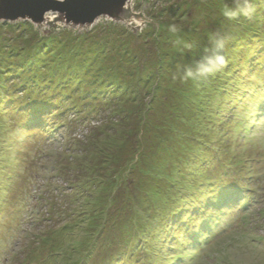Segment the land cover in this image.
<instances>
[{"label": "rangeland", "instance_id": "rangeland-1", "mask_svg": "<svg viewBox=\"0 0 264 264\" xmlns=\"http://www.w3.org/2000/svg\"><path fill=\"white\" fill-rule=\"evenodd\" d=\"M252 2V18L227 20L221 0H133L138 32L102 19L51 35L55 15L41 30L0 23V264H264V245L231 229L242 221L229 226L235 210L196 247L185 231L197 208L213 217L222 167L247 177L254 230L264 225V0ZM212 33L229 37L226 66L196 85L174 79ZM38 117L58 123L53 141ZM173 138L185 152L166 176L156 156Z\"/></svg>", "mask_w": 264, "mask_h": 264}, {"label": "water", "instance_id": "water-1", "mask_svg": "<svg viewBox=\"0 0 264 264\" xmlns=\"http://www.w3.org/2000/svg\"><path fill=\"white\" fill-rule=\"evenodd\" d=\"M133 0H0V23L28 22L40 30L48 23L50 15H55L53 24H60L58 30L79 28L89 31L96 27L102 19L106 23L125 24L132 30H140L143 23L133 21L129 4ZM148 21L145 22V25ZM37 28V29H38ZM138 32V31H137Z\"/></svg>", "mask_w": 264, "mask_h": 264}, {"label": "clouds", "instance_id": "clouds-1", "mask_svg": "<svg viewBox=\"0 0 264 264\" xmlns=\"http://www.w3.org/2000/svg\"><path fill=\"white\" fill-rule=\"evenodd\" d=\"M255 7L252 0H221L216 15L227 20L239 18H252L255 14ZM167 31L173 36H179L182 32L180 25L170 23L166 25ZM209 46L202 50L198 58L189 63L177 67L174 79H179L182 83L192 82L194 85L207 81L213 77L228 63L225 49L229 43V37L220 33L209 35ZM175 43L181 51L191 52L196 45L193 42L184 41L177 38Z\"/></svg>", "mask_w": 264, "mask_h": 264}, {"label": "trees", "instance_id": "trees-1", "mask_svg": "<svg viewBox=\"0 0 264 264\" xmlns=\"http://www.w3.org/2000/svg\"><path fill=\"white\" fill-rule=\"evenodd\" d=\"M151 20L154 21V22H158V21H155L154 19H151ZM8 24H12V23H8ZM14 24H20V23H14ZM155 24H157L156 29L161 30V28H162L161 23L158 22V23H155ZM107 25L120 26V25L112 24V23L107 24ZM32 26L35 28L34 25H32ZM84 35H85V33H84ZM138 36H141V35H138ZM159 67L160 66H158V69H159ZM55 123H56V121L53 120L52 125H47L45 120H41L39 117L37 119H35V125L37 127L40 126L41 130L45 129L44 133H45L47 139H49L51 137V133L54 130L59 128L58 127L59 126L58 123H56V125H55ZM164 147H165L164 149L162 148L161 150H159L156 158L159 159V165H162V163L165 161L164 165H166V167H167L166 168V171H167V175L166 176H170L172 172H173V174L177 173V172L172 171L171 169H173V166L174 167L176 166V164L179 162V159L181 158L183 152H185V150H184L185 149V144L182 143L181 141H178L176 138H173V139H170L169 143L166 146H164ZM170 147H173V148L168 153V157H166V159L165 158H159V155H166L167 154L166 150L169 149ZM154 149H156V148H154ZM145 155H147V154H145ZM223 162H224L223 159L219 158V159L215 160L214 165L219 166V163H223ZM169 166H172V168L170 169ZM239 173H240L239 175L241 177L247 178L246 176L243 175L242 171H240ZM213 182H214V184L216 186H219L218 187V191H217V198H215L216 200H214L212 202V204L210 205L212 207V209L214 210L213 217L209 218V215H208V212H207L208 208H206V207L197 208L196 215H194V217L196 218V223H194L193 225H190V228H185L186 233L190 234V245L192 247H196L199 244H202V240H203L204 236L208 235L209 233L210 234L212 233V231H213V229L211 227L212 226V222L210 220H213L214 223H218L219 219H221V216H222V213H223V209H225V208H222V206H221V204L225 201V198L223 197V194L226 193L229 190V187L231 186V183H230V181H227V187L228 188L224 189V187L218 181L213 180ZM159 187H158V189H159ZM165 190H166V188H164V191ZM229 202H231L230 204L233 207L236 204L237 200H235L234 202H233V200H230ZM229 202H227V203H229ZM156 210H157V207L154 206L153 207V211L155 212ZM49 221H51V220H49ZM53 223L56 224L55 222H53ZM200 223H201L202 226H199ZM66 229H67V227L65 229H63V230H66ZM55 233L56 232H52V233H49V234L45 235L44 238L42 237L38 241V244L41 245V246L44 245V243L46 241H49V239L51 237H53V235H55ZM57 254L59 255V252H54L52 255L55 256ZM56 260H58V259H56Z\"/></svg>", "mask_w": 264, "mask_h": 264}]
</instances>
